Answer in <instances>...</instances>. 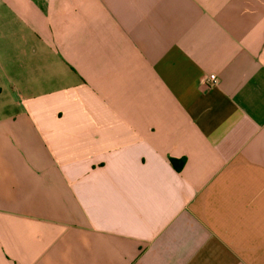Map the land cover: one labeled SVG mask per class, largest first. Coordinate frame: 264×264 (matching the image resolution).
I'll return each mask as SVG.
<instances>
[{
    "label": "crops",
    "instance_id": "obj_1",
    "mask_svg": "<svg viewBox=\"0 0 264 264\" xmlns=\"http://www.w3.org/2000/svg\"><path fill=\"white\" fill-rule=\"evenodd\" d=\"M0 264H264V0H0Z\"/></svg>",
    "mask_w": 264,
    "mask_h": 264
},
{
    "label": "built area",
    "instance_id": "obj_2",
    "mask_svg": "<svg viewBox=\"0 0 264 264\" xmlns=\"http://www.w3.org/2000/svg\"><path fill=\"white\" fill-rule=\"evenodd\" d=\"M217 82H218V80H217V77L215 75H209L207 80H206V83L209 85H216Z\"/></svg>",
    "mask_w": 264,
    "mask_h": 264
},
{
    "label": "trees",
    "instance_id": "obj_3",
    "mask_svg": "<svg viewBox=\"0 0 264 264\" xmlns=\"http://www.w3.org/2000/svg\"><path fill=\"white\" fill-rule=\"evenodd\" d=\"M172 164L179 169V167L182 165V161H175V160H171Z\"/></svg>",
    "mask_w": 264,
    "mask_h": 264
}]
</instances>
